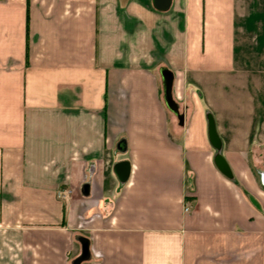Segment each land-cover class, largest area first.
Wrapping results in <instances>:
<instances>
[{
  "label": "crops",
  "instance_id": "obj_1",
  "mask_svg": "<svg viewBox=\"0 0 264 264\" xmlns=\"http://www.w3.org/2000/svg\"><path fill=\"white\" fill-rule=\"evenodd\" d=\"M0 264H264V0H0Z\"/></svg>",
  "mask_w": 264,
  "mask_h": 264
},
{
  "label": "water",
  "instance_id": "obj_2",
  "mask_svg": "<svg viewBox=\"0 0 264 264\" xmlns=\"http://www.w3.org/2000/svg\"><path fill=\"white\" fill-rule=\"evenodd\" d=\"M153 6L160 11L168 10L172 5V0H152ZM162 77V87H163V100L167 108L173 111L180 121H183L184 115L180 112L179 103L174 99L173 96V81L174 73L168 67H162L160 69ZM208 132L209 138L214 147L220 149L221 139L218 135L216 124L214 118L211 114L208 115ZM215 162L219 169L227 176H231V170L226 162L222 153L218 152L215 155ZM114 170L121 181H126L130 175L131 164L129 161L124 160L115 164ZM83 243V255L82 258H85L88 254L89 243L87 239H82Z\"/></svg>",
  "mask_w": 264,
  "mask_h": 264
},
{
  "label": "rangeland",
  "instance_id": "obj_3",
  "mask_svg": "<svg viewBox=\"0 0 264 264\" xmlns=\"http://www.w3.org/2000/svg\"><path fill=\"white\" fill-rule=\"evenodd\" d=\"M161 94H162V98H163V88L162 87H161ZM168 111H169L168 113H169L170 116L175 115V113L173 111H171L169 108H168ZM112 114H114V112Z\"/></svg>",
  "mask_w": 264,
  "mask_h": 264
},
{
  "label": "built area",
  "instance_id": "obj_4",
  "mask_svg": "<svg viewBox=\"0 0 264 264\" xmlns=\"http://www.w3.org/2000/svg\"><path fill=\"white\" fill-rule=\"evenodd\" d=\"M186 210H188V208H186Z\"/></svg>",
  "mask_w": 264,
  "mask_h": 264
}]
</instances>
